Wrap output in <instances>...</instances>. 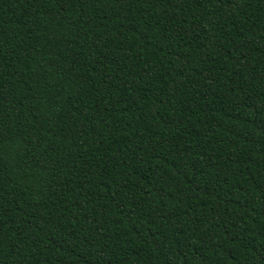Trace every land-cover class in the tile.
<instances>
[{
	"label": "trees",
	"instance_id": "trees-1",
	"mask_svg": "<svg viewBox=\"0 0 264 264\" xmlns=\"http://www.w3.org/2000/svg\"><path fill=\"white\" fill-rule=\"evenodd\" d=\"M0 264H264V0H0Z\"/></svg>",
	"mask_w": 264,
	"mask_h": 264
}]
</instances>
